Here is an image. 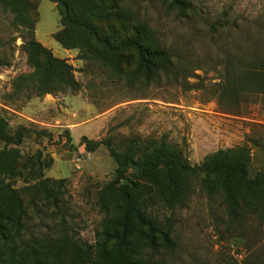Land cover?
<instances>
[{
    "label": "rangeland",
    "instance_id": "1",
    "mask_svg": "<svg viewBox=\"0 0 264 264\" xmlns=\"http://www.w3.org/2000/svg\"><path fill=\"white\" fill-rule=\"evenodd\" d=\"M30 1L37 3L35 40L73 67L80 90L29 99L13 95V79L31 72L21 50L26 32L0 10V116L11 133L19 126L33 130L16 147L12 185L29 182L37 159L44 178L65 180L58 210L41 204L27 210L19 244L63 229L95 248L106 218L97 193L114 178L116 165L104 146L86 152L82 137L110 139L117 152L164 141L192 165L220 149L245 146L251 174L264 170V96L242 103L234 115L222 111L216 95L226 56L244 64L264 56V0H189L193 10L184 14L166 0H123L172 56L171 73L154 82L135 76L133 63L123 66L124 72L131 70L127 77L79 60L77 50H66L53 38L60 29L56 5ZM149 214L171 226L175 249L155 257L163 264H264V224L249 217L229 229L220 201L208 199L197 185L185 206L155 203Z\"/></svg>",
    "mask_w": 264,
    "mask_h": 264
},
{
    "label": "trees",
    "instance_id": "2",
    "mask_svg": "<svg viewBox=\"0 0 264 264\" xmlns=\"http://www.w3.org/2000/svg\"><path fill=\"white\" fill-rule=\"evenodd\" d=\"M55 4L60 29L54 40L66 50H77V58L95 61L114 75L126 74L154 82L171 73L172 56L159 43L155 32L123 5V0H48ZM65 5L60 8L59 2ZM184 14L193 10L189 0H166ZM0 10L12 15V24L26 32L21 50L31 69L11 83L13 95L43 97L65 91L78 92L80 85L73 67L55 57L34 38L37 3L30 0H0ZM217 102L227 114H239V107L264 96V56L245 63L228 55L222 80L217 85ZM33 130L23 126L14 132L0 116V264H163L155 257L176 245L171 226L149 214L155 203L164 208L183 207L197 185L210 200H219L229 229L253 217L264 224V170L250 172V151L245 146L220 149L199 164H190L181 150L164 141L117 152L110 139L92 141L82 137L88 153L104 146L116 165L114 178L97 193V204L106 215L93 249L60 231L19 244L29 208L38 205L58 210L65 180L44 178L37 159L28 172L29 182L12 185L17 175L16 147ZM37 137L46 132L34 131ZM137 165L138 174L127 172ZM34 168V169H33ZM168 221V220H167Z\"/></svg>",
    "mask_w": 264,
    "mask_h": 264
},
{
    "label": "water",
    "instance_id": "3",
    "mask_svg": "<svg viewBox=\"0 0 264 264\" xmlns=\"http://www.w3.org/2000/svg\"><path fill=\"white\" fill-rule=\"evenodd\" d=\"M59 6H60V8L65 9V5L61 1L59 2ZM131 170L133 171L134 174H138V172H139L138 167L135 164L132 165Z\"/></svg>",
    "mask_w": 264,
    "mask_h": 264
}]
</instances>
